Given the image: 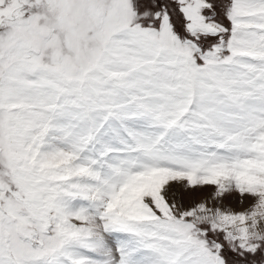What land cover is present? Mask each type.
Wrapping results in <instances>:
<instances>
[{
    "label": "snow or ice",
    "instance_id": "6c2138e0",
    "mask_svg": "<svg viewBox=\"0 0 264 264\" xmlns=\"http://www.w3.org/2000/svg\"><path fill=\"white\" fill-rule=\"evenodd\" d=\"M0 264H264V0H0Z\"/></svg>",
    "mask_w": 264,
    "mask_h": 264
}]
</instances>
